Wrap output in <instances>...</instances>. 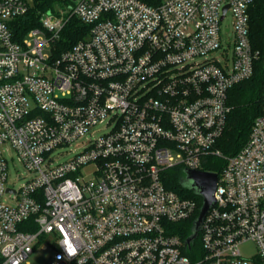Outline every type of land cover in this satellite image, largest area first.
<instances>
[{"label": "built area", "instance_id": "built-area-1", "mask_svg": "<svg viewBox=\"0 0 264 264\" xmlns=\"http://www.w3.org/2000/svg\"><path fill=\"white\" fill-rule=\"evenodd\" d=\"M255 1L69 0L18 40L33 0H0V264H30L42 242L50 264H264V114L236 154L217 146L229 92L262 56ZM229 13L233 58L222 62ZM72 17L89 33L58 53ZM107 120L111 131L93 139ZM12 152L28 172L19 188L7 183ZM216 160L226 163L193 262L178 232L198 202L169 189L168 172L214 173Z\"/></svg>", "mask_w": 264, "mask_h": 264}, {"label": "trees", "instance_id": "trees-1", "mask_svg": "<svg viewBox=\"0 0 264 264\" xmlns=\"http://www.w3.org/2000/svg\"><path fill=\"white\" fill-rule=\"evenodd\" d=\"M143 1L155 6L162 0ZM67 3H69V0H33V5L27 15L15 21L13 27H15L17 39L23 37L30 29L40 26L41 13L55 11L56 6H66ZM251 30L252 38L261 50L262 56L256 65L253 76L234 86L229 92L231 111L228 115L225 131L217 144L218 148L228 156L236 154L243 147L249 138L255 119L264 114V0H256L251 9ZM88 33L89 27L76 17H72L63 31L61 40L58 43L59 48L56 51L59 53L61 50L70 48L76 42L85 38ZM225 163L224 160H216V164L209 166L207 170L220 174ZM168 173L166 186L169 189L193 197L198 202L196 216L181 224V230L178 232L180 237L187 242L194 233L195 221L200 214L203 199L195 191L185 187L184 181L187 178V169L178 168L170 170ZM28 223L32 225L29 230H37V226L32 221ZM184 253L193 262L202 257L203 250L199 236L185 247Z\"/></svg>", "mask_w": 264, "mask_h": 264}, {"label": "rangeland", "instance_id": "rangeland-1", "mask_svg": "<svg viewBox=\"0 0 264 264\" xmlns=\"http://www.w3.org/2000/svg\"><path fill=\"white\" fill-rule=\"evenodd\" d=\"M66 6H56L55 11L59 9H65ZM234 18L231 13L227 15V17L224 19V21L221 23V36H222V42H223V48L220 49V51L216 54L217 57L224 62L226 55H228V58L232 61L233 58V48H230L228 44H226L225 39L232 38L233 37V29H234ZM203 59H200L202 61ZM109 123V120L104 122L103 124H100L96 127L95 133H93L92 138L96 139L99 138L105 134H108L111 131L110 127H107ZM80 145L76 144L73 146H68L63 149H57L53 157L55 158L56 163H62L65 161H68L73 158L75 153H72L71 151L77 149ZM78 152L81 150L77 149ZM9 171H8V185L13 186L15 188H19L21 185H23L28 180V172L25 168V166L18 160V156L12 152L11 155H9ZM92 171V168H87L85 170V173H90ZM42 243H39L35 246L34 252L29 256L28 261L30 264H50L51 257L53 256V250L47 248H42ZM245 254H251L255 251V247L253 245H248L243 249ZM72 264V263H70Z\"/></svg>", "mask_w": 264, "mask_h": 264}, {"label": "water", "instance_id": "water-1", "mask_svg": "<svg viewBox=\"0 0 264 264\" xmlns=\"http://www.w3.org/2000/svg\"><path fill=\"white\" fill-rule=\"evenodd\" d=\"M228 7L224 9L226 13ZM218 183L217 173L200 172V171H187V178L184 181L185 187L195 191L196 194L202 197L203 205L200 214L195 221L194 233L192 237L187 240L190 245L197 237L203 221L208 211L215 205V192Z\"/></svg>", "mask_w": 264, "mask_h": 264}]
</instances>
